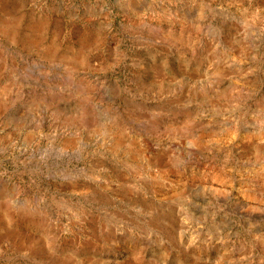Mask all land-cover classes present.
Instances as JSON below:
<instances>
[{
  "label": "rangeland",
  "instance_id": "obj_1",
  "mask_svg": "<svg viewBox=\"0 0 264 264\" xmlns=\"http://www.w3.org/2000/svg\"><path fill=\"white\" fill-rule=\"evenodd\" d=\"M0 264H264V0H0Z\"/></svg>",
  "mask_w": 264,
  "mask_h": 264
}]
</instances>
